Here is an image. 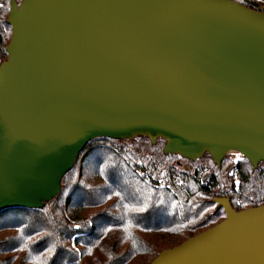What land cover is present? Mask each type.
<instances>
[{
  "label": "water",
  "instance_id": "obj_1",
  "mask_svg": "<svg viewBox=\"0 0 264 264\" xmlns=\"http://www.w3.org/2000/svg\"><path fill=\"white\" fill-rule=\"evenodd\" d=\"M0 62V211L41 208L86 143L146 136L218 168L264 162V12L234 0H11ZM237 161V159H236ZM148 264H264V204Z\"/></svg>",
  "mask_w": 264,
  "mask_h": 264
},
{
  "label": "trees",
  "instance_id": "obj_2",
  "mask_svg": "<svg viewBox=\"0 0 264 264\" xmlns=\"http://www.w3.org/2000/svg\"><path fill=\"white\" fill-rule=\"evenodd\" d=\"M10 3L0 0L1 60ZM164 143L90 140L75 161L83 156L80 168L64 174L43 207L0 211V264H148L224 218L212 198L225 196L236 210L264 204V162L253 168L241 156L229 176V156L218 168L208 153L196 160L165 154Z\"/></svg>",
  "mask_w": 264,
  "mask_h": 264
},
{
  "label": "built area",
  "instance_id": "obj_3",
  "mask_svg": "<svg viewBox=\"0 0 264 264\" xmlns=\"http://www.w3.org/2000/svg\"><path fill=\"white\" fill-rule=\"evenodd\" d=\"M234 1L239 2V3L249 7L251 9H255V10H259V11L264 12V0H234ZM235 166H236V161L229 163V165L226 168L227 173H225V174L226 175L232 174ZM234 180L236 181V178Z\"/></svg>",
  "mask_w": 264,
  "mask_h": 264
},
{
  "label": "rangeland",
  "instance_id": "obj_4",
  "mask_svg": "<svg viewBox=\"0 0 264 264\" xmlns=\"http://www.w3.org/2000/svg\"><path fill=\"white\" fill-rule=\"evenodd\" d=\"M3 60H4V59H3ZM3 60L0 59V62L3 61ZM100 145H101V144H100ZM226 156H229L230 159H231V161H230L229 163L235 162L236 159H237V158H236L237 156L241 157V155L238 154V153H236V152H229L228 154L225 155V157H226ZM82 160H83V156H82V158L79 159V161H77L76 165H75V163H74L76 172H77V170L80 168L81 163H82ZM229 163L224 167V169H223V173H227L226 168H227V166L229 165ZM74 165H73V166H74ZM203 169L207 170L208 167L203 168ZM228 175L231 176V174H228ZM228 178H229V177H228ZM228 178L226 179L228 185L230 184V182H233V184L236 183V182H234V180L232 181V180H229L230 178H229V179H228ZM227 188H229V186H228ZM234 189H235V186H234ZM223 197H225V196H223Z\"/></svg>",
  "mask_w": 264,
  "mask_h": 264
},
{
  "label": "snow or ice",
  "instance_id": "obj_5",
  "mask_svg": "<svg viewBox=\"0 0 264 264\" xmlns=\"http://www.w3.org/2000/svg\"><path fill=\"white\" fill-rule=\"evenodd\" d=\"M236 158H237V159H241V157H239V156H237Z\"/></svg>",
  "mask_w": 264,
  "mask_h": 264
}]
</instances>
